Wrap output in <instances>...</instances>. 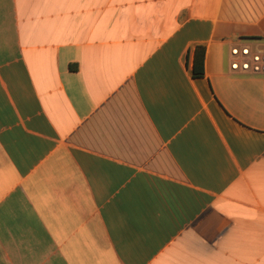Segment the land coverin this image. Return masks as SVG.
I'll list each match as a JSON object with an SVG mask.
<instances>
[{
    "label": "crops",
    "instance_id": "obj_1",
    "mask_svg": "<svg viewBox=\"0 0 264 264\" xmlns=\"http://www.w3.org/2000/svg\"><path fill=\"white\" fill-rule=\"evenodd\" d=\"M233 45L264 0H0V264H264V73Z\"/></svg>",
    "mask_w": 264,
    "mask_h": 264
},
{
    "label": "built area",
    "instance_id": "obj_2",
    "mask_svg": "<svg viewBox=\"0 0 264 264\" xmlns=\"http://www.w3.org/2000/svg\"><path fill=\"white\" fill-rule=\"evenodd\" d=\"M230 68L264 73V45L250 48L247 45H233L230 48Z\"/></svg>",
    "mask_w": 264,
    "mask_h": 264
},
{
    "label": "trees",
    "instance_id": "obj_3",
    "mask_svg": "<svg viewBox=\"0 0 264 264\" xmlns=\"http://www.w3.org/2000/svg\"><path fill=\"white\" fill-rule=\"evenodd\" d=\"M194 56H193V63H192V75L194 77H199L203 75L204 68H203V61H204V48L201 45H197L194 48Z\"/></svg>",
    "mask_w": 264,
    "mask_h": 264
}]
</instances>
